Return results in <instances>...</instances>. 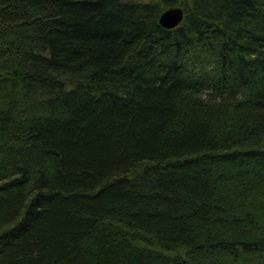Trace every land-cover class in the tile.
<instances>
[{
    "label": "trees",
    "instance_id": "trees-1",
    "mask_svg": "<svg viewBox=\"0 0 264 264\" xmlns=\"http://www.w3.org/2000/svg\"><path fill=\"white\" fill-rule=\"evenodd\" d=\"M0 264H264V0H0Z\"/></svg>",
    "mask_w": 264,
    "mask_h": 264
},
{
    "label": "water",
    "instance_id": "water-1",
    "mask_svg": "<svg viewBox=\"0 0 264 264\" xmlns=\"http://www.w3.org/2000/svg\"><path fill=\"white\" fill-rule=\"evenodd\" d=\"M184 16L185 12L181 7H171L161 14L159 23L165 29H175L183 22Z\"/></svg>",
    "mask_w": 264,
    "mask_h": 264
},
{
    "label": "bare ground",
    "instance_id": "bare-ground-1",
    "mask_svg": "<svg viewBox=\"0 0 264 264\" xmlns=\"http://www.w3.org/2000/svg\"><path fill=\"white\" fill-rule=\"evenodd\" d=\"M186 14V13H185Z\"/></svg>",
    "mask_w": 264,
    "mask_h": 264
},
{
    "label": "rangeland",
    "instance_id": "rangeland-1",
    "mask_svg": "<svg viewBox=\"0 0 264 264\" xmlns=\"http://www.w3.org/2000/svg\"><path fill=\"white\" fill-rule=\"evenodd\" d=\"M185 17V16H184Z\"/></svg>",
    "mask_w": 264,
    "mask_h": 264
}]
</instances>
